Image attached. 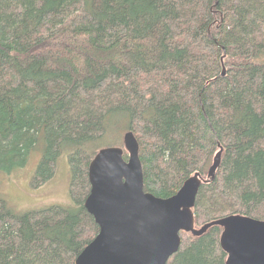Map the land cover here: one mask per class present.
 Segmentation results:
<instances>
[{
  "label": "trees",
  "instance_id": "16d2710c",
  "mask_svg": "<svg viewBox=\"0 0 264 264\" xmlns=\"http://www.w3.org/2000/svg\"><path fill=\"white\" fill-rule=\"evenodd\" d=\"M123 132L146 192L207 179L195 227L264 220V0H0V173L38 149L32 184L63 155L73 175L68 205L16 213L0 194V264H75L99 232L85 208L94 146ZM222 230L189 233L168 264H226Z\"/></svg>",
  "mask_w": 264,
  "mask_h": 264
},
{
  "label": "water",
  "instance_id": "95a60500",
  "mask_svg": "<svg viewBox=\"0 0 264 264\" xmlns=\"http://www.w3.org/2000/svg\"><path fill=\"white\" fill-rule=\"evenodd\" d=\"M124 149L103 147L89 165L91 189L85 208L99 232L75 264H168L180 250L181 232L198 236L215 225L223 228L220 245L226 264H264V220L233 213L196 228L194 207L207 179L196 172L175 195L158 197L144 190L139 145L132 132L124 135ZM222 151L221 147L215 155L208 179L218 168Z\"/></svg>",
  "mask_w": 264,
  "mask_h": 264
},
{
  "label": "rangeland",
  "instance_id": "374dc122",
  "mask_svg": "<svg viewBox=\"0 0 264 264\" xmlns=\"http://www.w3.org/2000/svg\"><path fill=\"white\" fill-rule=\"evenodd\" d=\"M124 135V132L121 135H109L96 144L94 149L96 146L97 148L113 145L124 147ZM41 156V150H34L26 167L12 174L0 173V194L5 197L9 206L16 213L41 210L53 205H68L71 201L73 175L66 155L59 158L52 179L38 186L32 184ZM215 172L216 169L213 173ZM200 227L199 224L196 228ZM188 237L190 234L184 232L182 240H187Z\"/></svg>",
  "mask_w": 264,
  "mask_h": 264
},
{
  "label": "bare ground",
  "instance_id": "6f19581e",
  "mask_svg": "<svg viewBox=\"0 0 264 264\" xmlns=\"http://www.w3.org/2000/svg\"><path fill=\"white\" fill-rule=\"evenodd\" d=\"M100 150V149H99ZM98 152V151H97Z\"/></svg>",
  "mask_w": 264,
  "mask_h": 264
}]
</instances>
